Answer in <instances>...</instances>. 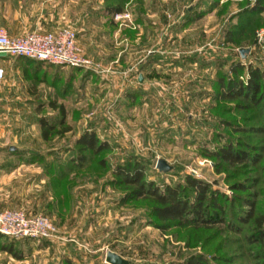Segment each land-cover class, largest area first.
I'll return each mask as SVG.
<instances>
[{
	"label": "rangeland",
	"instance_id": "1",
	"mask_svg": "<svg viewBox=\"0 0 264 264\" xmlns=\"http://www.w3.org/2000/svg\"><path fill=\"white\" fill-rule=\"evenodd\" d=\"M254 3L0 0V28L11 37L30 31L25 20H47L55 30L74 31L84 55L103 70L1 59L6 77L0 87V168L6 166V172H0V212L17 209L44 216L63 240L0 237V249L10 246L19 264H108L109 251L129 264H185L202 252L228 256L232 264H254L252 248L241 235L215 229L163 234L149 222L148 200L118 208L122 191L108 185L112 169L134 156L145 166L147 179L160 187L195 175L230 198V185L253 179L257 208L264 210V166H223L217 171L204 153L219 135L238 137L221 119L231 125L264 126V119L243 100H217L214 84L236 63L245 73L264 69V45L257 41L264 12L246 13ZM115 6L122 12L106 14L105 9ZM210 6L198 21L187 23L194 12ZM241 49L249 50L244 58ZM50 102L63 105L62 126ZM40 119L55 126L47 141L40 134ZM64 127L69 131L63 132ZM86 131L95 132L110 150L89 156L79 169L68 161L76 156V139ZM241 137L261 149L264 165V136ZM14 149L17 153L11 155ZM32 153L44 162L29 163ZM20 155L23 161L17 159ZM100 159L104 168L97 163ZM158 159L172 169L158 171ZM60 161L68 162V171L56 183L45 176L44 166Z\"/></svg>",
	"mask_w": 264,
	"mask_h": 264
},
{
	"label": "trees",
	"instance_id": "2",
	"mask_svg": "<svg viewBox=\"0 0 264 264\" xmlns=\"http://www.w3.org/2000/svg\"><path fill=\"white\" fill-rule=\"evenodd\" d=\"M211 9L210 6L208 11L194 12L187 19V23L198 21ZM105 10L108 15L122 12V8L119 6ZM263 12L264 0H255L254 5L246 11V13L253 16ZM24 59L44 63L28 58ZM214 84L217 91V100H243L255 109L260 118L264 119V69H247L245 73L242 65L236 63L227 72L222 71ZM51 106L53 110L60 113L59 125L62 126L65 117L63 105L56 106L51 103ZM221 121L223 126L230 128L238 137L219 135L215 146L211 150L206 149L204 151L205 157L212 160L216 170L219 171L223 166L262 168L264 165L260 163L263 159V152L256 145L242 139L241 136L250 134L264 136V126L246 127L231 125L225 119H221ZM39 127L44 141H47L55 130V126L44 121V119L39 120ZM63 130V132H68L69 127H64ZM58 132L60 133L62 130ZM75 145L77 146L76 156L68 162L79 169L89 162V156L99 157L110 150L109 144L100 141L93 131L82 133L76 139ZM9 151L11 155L17 153L15 149ZM34 154L32 153L34 157L29 163L44 162ZM24 158L22 155L17 157L21 161ZM68 162L60 161L54 164L45 162V176L50 177L56 183L60 182L67 175ZM97 163L101 168L105 167L103 159L98 160ZM108 185L122 191L117 201L118 208L129 203L148 200L150 203L149 222L161 233L164 234L171 229L178 231L190 230L194 233L199 230L215 229V232L222 231L241 235V241L248 248H252L249 256L254 264H264V210L259 211L257 208L258 194L255 191L256 185L253 179L247 178L242 182L230 185L232 194H234L230 198L219 189L214 188L211 183L198 179L195 175H186L183 182L160 187L154 181L147 179L145 166L136 157L132 156L112 169ZM238 202L240 207H236ZM244 229L248 231L243 233ZM0 237L6 238L2 235ZM7 249L12 252L10 246ZM185 264H232V259L228 256L202 252L190 256Z\"/></svg>",
	"mask_w": 264,
	"mask_h": 264
},
{
	"label": "built area",
	"instance_id": "3",
	"mask_svg": "<svg viewBox=\"0 0 264 264\" xmlns=\"http://www.w3.org/2000/svg\"><path fill=\"white\" fill-rule=\"evenodd\" d=\"M259 45H264V30L257 33ZM0 53L5 58L24 57L54 66L100 70L99 65L88 59L77 43L76 34L68 28L54 31H29L11 37L0 28ZM0 58V87L5 81L6 70ZM0 235L15 240H63L48 218L30 215L24 210L9 209L0 212Z\"/></svg>",
	"mask_w": 264,
	"mask_h": 264
},
{
	"label": "crops",
	"instance_id": "4",
	"mask_svg": "<svg viewBox=\"0 0 264 264\" xmlns=\"http://www.w3.org/2000/svg\"><path fill=\"white\" fill-rule=\"evenodd\" d=\"M24 23V28L28 29L30 31H34V30H38L40 32H45V31H51V30H55V25L50 24L47 20L44 21H29V20H25L23 21ZM50 102V106H51ZM52 108V106H51ZM30 167H34V166H28V168ZM22 168V167H21ZM6 166H2L0 168V172L1 174L4 176V173L6 172ZM3 179V178H2ZM31 240V239H29ZM0 264H19V260H17L14 255L13 252H10L7 248H2L0 249Z\"/></svg>",
	"mask_w": 264,
	"mask_h": 264
},
{
	"label": "water",
	"instance_id": "5",
	"mask_svg": "<svg viewBox=\"0 0 264 264\" xmlns=\"http://www.w3.org/2000/svg\"><path fill=\"white\" fill-rule=\"evenodd\" d=\"M248 52H249L248 49L247 50L241 49L239 53L241 57L244 58L245 54H247ZM0 58H5V54L0 53ZM139 81H141V77ZM156 169L160 172L167 173L172 169V167L168 165L166 161L162 159H158L156 163ZM105 260H106V263L108 264H129V262L124 260L121 256L117 255L114 252H110V251L106 254Z\"/></svg>",
	"mask_w": 264,
	"mask_h": 264
}]
</instances>
